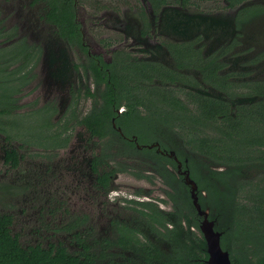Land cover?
Returning a JSON list of instances; mask_svg holds the SVG:
<instances>
[{"label":"flooded vegetation","instance_id":"obj_1","mask_svg":"<svg viewBox=\"0 0 264 264\" xmlns=\"http://www.w3.org/2000/svg\"><path fill=\"white\" fill-rule=\"evenodd\" d=\"M54 76L62 91L45 89ZM7 95L0 182L25 188L27 211L0 214L22 245L130 264L175 228L204 239L184 171L195 181L204 132L213 146L224 117L262 112L264 0H0L2 105ZM104 110L107 122H84ZM184 191L198 227L172 210Z\"/></svg>","mask_w":264,"mask_h":264},{"label":"trees","instance_id":"obj_2","mask_svg":"<svg viewBox=\"0 0 264 264\" xmlns=\"http://www.w3.org/2000/svg\"><path fill=\"white\" fill-rule=\"evenodd\" d=\"M5 101V105L0 102V123L3 122L1 114L10 108L8 95ZM261 106L262 112L257 116L258 111L246 113L243 124L242 119H237V114L235 117H224L230 125L229 129L225 132L221 130L225 137L216 136L213 146L204 132L198 139L197 149L206 156L205 160L189 163L192 177L198 185L201 207L208 208L211 217L215 218V229L222 232L221 246L229 251L232 264H264V103ZM181 109L183 123L194 124L196 120L190 108L181 105ZM108 115L105 110L93 112L84 117V122L92 127L95 123L107 122ZM188 133L190 135L186 140L189 145L186 147L193 151L196 146L192 145L191 129ZM179 195L180 203L173 196L172 209L177 222L181 217L188 225L198 227L196 211L188 192ZM152 211L161 217L164 215L159 210L152 208ZM163 235L166 249L151 242L140 250L142 255L139 254L140 257L130 264H207L208 255L201 235H193L192 240L178 228ZM0 264L101 263L90 257L72 255L63 248L52 252L39 246H24L12 233L10 218L0 214Z\"/></svg>","mask_w":264,"mask_h":264},{"label":"water","instance_id":"obj_3","mask_svg":"<svg viewBox=\"0 0 264 264\" xmlns=\"http://www.w3.org/2000/svg\"><path fill=\"white\" fill-rule=\"evenodd\" d=\"M54 76L53 79L42 78L45 83V89H55L63 90V80ZM64 104V102L62 103ZM184 181L190 186V194L192 198V203L197 209L199 216H202L199 228L204 236L206 244V252L208 257L206 259L207 264H232L229 251L221 246L220 237L221 232L214 229V220L208 218V209H202L198 202L197 196V184L190 178L188 170L184 171Z\"/></svg>","mask_w":264,"mask_h":264},{"label":"rangeland","instance_id":"obj_4","mask_svg":"<svg viewBox=\"0 0 264 264\" xmlns=\"http://www.w3.org/2000/svg\"><path fill=\"white\" fill-rule=\"evenodd\" d=\"M0 102H1V97H0ZM24 126L23 130L29 134L34 133L35 128H33L32 124L30 125H22ZM10 176V173L7 174V182L2 179L0 182V211H6L7 209L10 210V208H14L16 211H19L18 208H24L27 204L22 202V196L27 194V191L25 188L21 187L19 189H16V194L10 190V185L11 183L9 182L8 177ZM125 183H128V179L126 177L121 178ZM168 207L167 205H165ZM26 210V209H25ZM27 211V210H26ZM25 211V212H26ZM23 212V213H25ZM14 231L18 229V226H15L12 228Z\"/></svg>","mask_w":264,"mask_h":264}]
</instances>
